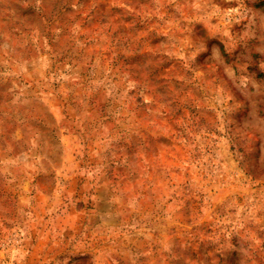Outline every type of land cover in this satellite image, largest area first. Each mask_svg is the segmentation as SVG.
<instances>
[{"label": "rangeland", "instance_id": "1", "mask_svg": "<svg viewBox=\"0 0 264 264\" xmlns=\"http://www.w3.org/2000/svg\"><path fill=\"white\" fill-rule=\"evenodd\" d=\"M0 264H264V0H0Z\"/></svg>", "mask_w": 264, "mask_h": 264}]
</instances>
